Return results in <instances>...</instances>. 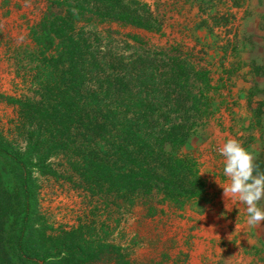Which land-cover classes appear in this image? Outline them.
<instances>
[{
	"label": "trees",
	"instance_id": "trees-1",
	"mask_svg": "<svg viewBox=\"0 0 264 264\" xmlns=\"http://www.w3.org/2000/svg\"><path fill=\"white\" fill-rule=\"evenodd\" d=\"M129 27L158 30L144 0H47L15 52L25 91L6 100L17 107L23 154L1 141L0 158L16 170L13 250L26 264L81 257L76 245L28 250L38 211L33 172L50 171L52 157L64 158L71 182L109 204L116 222L139 204L153 216L163 203L179 210L205 197L198 161L184 149L206 125L207 70L194 66L189 49L149 47ZM10 194L0 177V226ZM64 232L78 236L76 228ZM40 240L47 244L52 235ZM114 246L106 258L121 261ZM95 255L88 250L87 259Z\"/></svg>",
	"mask_w": 264,
	"mask_h": 264
},
{
	"label": "rangeland",
	"instance_id": "rangeland-1",
	"mask_svg": "<svg viewBox=\"0 0 264 264\" xmlns=\"http://www.w3.org/2000/svg\"><path fill=\"white\" fill-rule=\"evenodd\" d=\"M144 1L155 14L158 30L134 27L125 30L138 34L149 47L167 49L169 45H175L189 49L194 66L207 70L211 89L206 125L184 149L198 161L199 172L206 181L205 197L190 200L179 210L170 203H163L161 210L153 216L145 215L144 204H139L136 211L116 222L109 204L101 197L93 196L89 187L71 182L64 158L52 157L50 171L44 174L33 172L38 211L28 250L38 254L45 247L69 250L76 245L81 249V257L74 260L66 254L61 261L51 260L48 264H123L122 261L129 264L232 263L228 262L230 258L226 252H217L212 246L210 251L209 245L206 248L210 228L205 221V213L209 219L214 205L216 212L222 205L219 194L225 176L224 158L219 148L229 138L244 145L234 115L238 97L234 88V61L232 56L227 58L228 53L234 51L235 36L229 32L227 19L221 15L220 9V3L226 0ZM46 3L47 0H0V142L20 154H23L24 142L16 134L17 107L6 97L18 96L25 91L16 74L15 52L26 45L28 26L39 18ZM0 177L12 192L0 226V264H26L13 250V234L19 216L16 170L1 158ZM75 228L78 229L77 238L70 239L69 233L65 235L64 231ZM45 233L52 235L47 244L40 240ZM217 242V238L213 239L212 245ZM111 245L118 246L121 261L106 258L109 251L116 250ZM223 245L226 249L232 247L229 242ZM88 250L96 254L92 260L87 259ZM243 263L264 264V257L256 252Z\"/></svg>",
	"mask_w": 264,
	"mask_h": 264
},
{
	"label": "crops",
	"instance_id": "crops-1",
	"mask_svg": "<svg viewBox=\"0 0 264 264\" xmlns=\"http://www.w3.org/2000/svg\"><path fill=\"white\" fill-rule=\"evenodd\" d=\"M220 9L227 19L229 32L235 36L234 51L227 55L228 59L233 58L236 75L235 121L242 134L243 147L253 154L260 171H264V0H226L220 3ZM227 183L225 177L221 185ZM219 198L222 202L219 211H215L214 205L209 219L205 213L206 225L210 228L206 248L209 245L210 251L214 248L222 254L226 252L231 264H244L243 260L251 259L256 252L264 257V224L248 225L245 206L225 200L222 187ZM259 206L264 208V200ZM215 238L219 242L212 245ZM226 242L232 247L226 249L223 245Z\"/></svg>",
	"mask_w": 264,
	"mask_h": 264
},
{
	"label": "clouds",
	"instance_id": "clouds-1",
	"mask_svg": "<svg viewBox=\"0 0 264 264\" xmlns=\"http://www.w3.org/2000/svg\"><path fill=\"white\" fill-rule=\"evenodd\" d=\"M224 158L223 174L227 178L223 188L224 198L245 206L247 224H264V208L259 206L264 200V171L255 164V157L243 147L240 141L229 138L219 148Z\"/></svg>",
	"mask_w": 264,
	"mask_h": 264
}]
</instances>
